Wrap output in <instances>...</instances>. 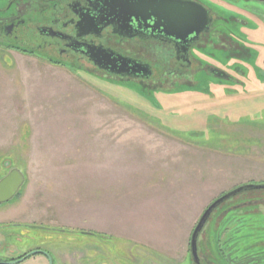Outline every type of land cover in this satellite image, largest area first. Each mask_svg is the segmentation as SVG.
<instances>
[{"label":"rangeland","instance_id":"obj_1","mask_svg":"<svg viewBox=\"0 0 264 264\" xmlns=\"http://www.w3.org/2000/svg\"><path fill=\"white\" fill-rule=\"evenodd\" d=\"M200 1L235 18L222 31L239 40L237 56L250 53L229 68L241 84L234 90L199 73L194 90L153 94L87 63L0 44V180L13 169L24 175L0 204V261L42 251L53 264H192L189 246L182 259L185 230L189 244L214 200L264 184V0ZM222 52L212 63L225 67ZM263 194L220 205L198 248L209 244L219 264H261L264 204L244 202ZM20 264L49 263L36 254Z\"/></svg>","mask_w":264,"mask_h":264},{"label":"flooded vegetation","instance_id":"obj_2","mask_svg":"<svg viewBox=\"0 0 264 264\" xmlns=\"http://www.w3.org/2000/svg\"><path fill=\"white\" fill-rule=\"evenodd\" d=\"M185 1L202 5L207 10L209 24L194 40L182 46L157 31L152 33L150 29L144 28L143 24L135 20L131 22L129 30L125 29L117 33L111 25H101L97 35L89 33L87 28L78 29L77 22L83 19V14L89 12L93 15L92 10L103 0H6V7L0 8V44H22L25 52L40 54L58 64L65 63L71 66L81 62L87 63L98 77L112 82L123 81L144 85L154 90L153 94L182 88H187L186 91L194 90L197 86L195 78L199 73L225 82L218 83L215 86L216 90L236 89V86L241 84L230 75L229 68H232L234 59H248L250 53L248 51L244 58L237 56L241 46L239 40L232 35L231 30L222 31L224 27L222 24L232 25L235 18L231 20V17L220 16L200 0ZM237 21L234 22L243 24ZM128 31L129 35L125 33ZM88 47H103L118 56L146 65L151 74L145 77L142 74H118L110 70L98 69L84 54ZM204 50L209 52L207 59L209 63H205L202 59L204 55L201 53ZM220 51L226 55L225 67L212 63L214 61L212 55ZM196 53L199 55L197 56ZM77 65L71 67L77 68ZM154 69L159 71L155 76ZM235 71L240 70L236 68ZM241 73L243 74L242 70ZM253 202L264 204V194L258 199H247L244 203L250 205ZM204 245L205 247L198 248L197 263L191 260L192 264H219V261L213 259L214 257L211 258L210 249L207 247L209 244ZM28 254L8 261L1 260L0 263L21 260L23 262ZM244 264H252V260ZM261 264H264V261Z\"/></svg>","mask_w":264,"mask_h":264},{"label":"water","instance_id":"obj_3","mask_svg":"<svg viewBox=\"0 0 264 264\" xmlns=\"http://www.w3.org/2000/svg\"><path fill=\"white\" fill-rule=\"evenodd\" d=\"M83 14V19L77 22L78 29L87 28L89 33L97 35L100 26H113L115 33L129 30L131 22L143 24L144 28L153 33L157 31L171 38L179 45H185L194 40L209 24L207 10L200 4L185 0H103L93 10ZM96 21V22H94ZM105 23V24H103ZM117 26V29H116ZM129 35V31L125 32ZM85 35V33H83ZM89 61L98 69L110 70L118 74H142L147 77L151 74L148 66L123 58L103 47H88L84 53ZM24 183V175L18 169L11 170L0 180V204L9 202ZM264 189V184H249L239 186L218 199L214 200L203 212L194 227L189 240V253L193 263L198 261V238L210 217L227 200L243 192ZM46 257L49 264L52 259L46 252L35 251L26 256V259L36 254ZM21 261L0 264H19Z\"/></svg>","mask_w":264,"mask_h":264},{"label":"crops","instance_id":"obj_4","mask_svg":"<svg viewBox=\"0 0 264 264\" xmlns=\"http://www.w3.org/2000/svg\"><path fill=\"white\" fill-rule=\"evenodd\" d=\"M188 229L187 230H185V232H184V234H186V236L184 237L185 239H184V241L186 242V245H185V249L184 250H186L185 251V253H184V257L182 258L183 259V261L186 259V255L188 254V246H189V244L187 243V240H188ZM188 244V245H187ZM157 250H159V248H156ZM172 255V253H170V256Z\"/></svg>","mask_w":264,"mask_h":264}]
</instances>
